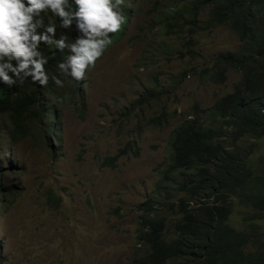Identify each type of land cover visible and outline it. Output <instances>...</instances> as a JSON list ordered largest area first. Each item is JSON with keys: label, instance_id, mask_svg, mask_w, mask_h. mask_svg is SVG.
<instances>
[{"label": "rangeland", "instance_id": "rangeland-1", "mask_svg": "<svg viewBox=\"0 0 264 264\" xmlns=\"http://www.w3.org/2000/svg\"><path fill=\"white\" fill-rule=\"evenodd\" d=\"M168 3L137 0L123 37L86 71L76 98L56 105L53 153L37 128L12 143L0 125V264H131L144 255L139 206L178 197L157 192L171 134L194 115L204 118L240 79L233 70L220 83L200 78L217 53L236 49L237 37L226 26L197 31L187 54L159 26L158 10ZM161 112L166 121L150 125ZM129 140L137 156L102 166ZM251 158L264 170V138ZM48 192L59 206L49 204ZM236 213L229 224L239 230Z\"/></svg>", "mask_w": 264, "mask_h": 264}, {"label": "trees", "instance_id": "trees-1", "mask_svg": "<svg viewBox=\"0 0 264 264\" xmlns=\"http://www.w3.org/2000/svg\"><path fill=\"white\" fill-rule=\"evenodd\" d=\"M173 1L175 5L162 4L166 10L157 20L164 34L180 39L187 54L193 53L190 47L197 31L226 26L237 37L236 49L217 53L210 66L200 70V78L220 83L233 70L240 79L204 111V118L194 115L171 134L167 170L160 173L157 192L176 191L178 197L158 201L157 208L151 201L139 206L136 240L145 250L131 264H264V170L251 158L264 138V0ZM56 23L57 36L63 31L74 42L78 33L59 29ZM42 51L50 58L46 65L50 75H58L63 87L51 79L46 88L30 79L11 88L0 84V125L7 128L12 143L37 128L53 153L48 133L55 124L56 105L76 98L80 84L60 74L56 66L67 51L43 45ZM51 99L54 106L48 105ZM166 118L161 112L150 125L160 126ZM133 146L129 140L105 157L102 166L112 168L128 153L137 156ZM47 195L49 204L60 205V198ZM234 210L240 217L239 230L229 224Z\"/></svg>", "mask_w": 264, "mask_h": 264}, {"label": "clouds", "instance_id": "clouds-1", "mask_svg": "<svg viewBox=\"0 0 264 264\" xmlns=\"http://www.w3.org/2000/svg\"><path fill=\"white\" fill-rule=\"evenodd\" d=\"M136 1L0 0V84L11 88L30 79L46 88L51 79L63 87L59 76L46 68L50 58L42 45L67 51L66 59L56 65L59 73L82 81L86 71L123 37ZM163 10L164 6L158 11ZM56 21L59 29L78 33L74 42L63 31L57 36Z\"/></svg>", "mask_w": 264, "mask_h": 264}]
</instances>
